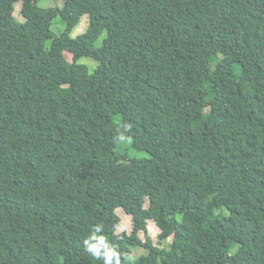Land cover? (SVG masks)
Instances as JSON below:
<instances>
[{"label":"trees","instance_id":"trees-1","mask_svg":"<svg viewBox=\"0 0 264 264\" xmlns=\"http://www.w3.org/2000/svg\"><path fill=\"white\" fill-rule=\"evenodd\" d=\"M40 1L0 0V264H264V0Z\"/></svg>","mask_w":264,"mask_h":264},{"label":"rangeland","instance_id":"rangeland-1","mask_svg":"<svg viewBox=\"0 0 264 264\" xmlns=\"http://www.w3.org/2000/svg\"><path fill=\"white\" fill-rule=\"evenodd\" d=\"M37 6L39 8H50V7H53V3L50 0H43V1L38 2ZM19 7H20V5L16 4L15 11H14V17L18 21H22L20 14H19ZM86 28H87V22H86V17L84 16L80 20V23L75 28H73L70 36L74 38V37L84 33ZM50 30L55 35H59L60 33L63 32L64 24H63V22L59 16H57L53 19ZM104 37H105V33H103L99 37V39L95 42L96 47L100 46ZM65 58L69 62L72 61V56L69 53H65ZM77 62L79 64L85 65L88 68V71L90 74H92L96 70V68L98 67V62L92 58L83 57V58L78 59ZM115 150L117 153H120V154L127 153L129 156L147 157L146 153H137V152L131 150L130 142L127 139H123L121 142H119L117 144ZM208 157L213 158V156H208ZM214 157H216V156L214 155ZM80 205H81V202L79 200L74 201L75 207H78ZM116 214L121 220V224H120L119 228L117 229V233L123 232V233H126L128 235L131 232V218H130V216L126 215L121 209H116ZM147 229H148V237L151 239V241L154 244L157 245V242H158L157 235L159 233L157 227L155 226V224L152 221H148ZM140 239L142 241H145V236L140 235ZM209 241L211 242L212 239L209 238ZM168 243L169 242L162 243L159 247H163V248L165 247L166 248ZM227 245H230V238H227ZM134 252L138 256L140 254H143L144 250L142 248H137L134 250ZM134 258H136V257L131 256V259H134Z\"/></svg>","mask_w":264,"mask_h":264},{"label":"clouds","instance_id":"clouds-1","mask_svg":"<svg viewBox=\"0 0 264 264\" xmlns=\"http://www.w3.org/2000/svg\"><path fill=\"white\" fill-rule=\"evenodd\" d=\"M99 231V227L96 228ZM98 244L89 245L87 251L92 253L94 256H103L105 264H120V254L114 246H110L103 237H94ZM103 248L104 251L101 252L100 249Z\"/></svg>","mask_w":264,"mask_h":264}]
</instances>
